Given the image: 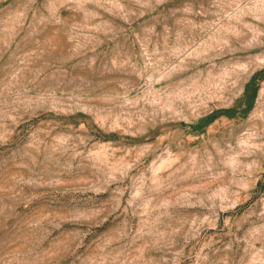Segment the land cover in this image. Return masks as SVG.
<instances>
[{
	"label": "rangeland",
	"instance_id": "374dc122",
	"mask_svg": "<svg viewBox=\"0 0 264 264\" xmlns=\"http://www.w3.org/2000/svg\"><path fill=\"white\" fill-rule=\"evenodd\" d=\"M0 264H264V0H0Z\"/></svg>",
	"mask_w": 264,
	"mask_h": 264
}]
</instances>
